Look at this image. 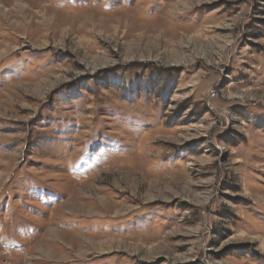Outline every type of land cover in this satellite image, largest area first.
<instances>
[{"label": "rangeland", "instance_id": "rangeland-1", "mask_svg": "<svg viewBox=\"0 0 264 264\" xmlns=\"http://www.w3.org/2000/svg\"><path fill=\"white\" fill-rule=\"evenodd\" d=\"M0 264H264V0H0Z\"/></svg>", "mask_w": 264, "mask_h": 264}]
</instances>
